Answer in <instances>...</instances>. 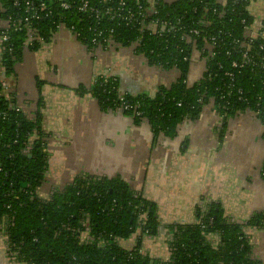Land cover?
<instances>
[{
    "label": "trees",
    "instance_id": "16d2710c",
    "mask_svg": "<svg viewBox=\"0 0 264 264\" xmlns=\"http://www.w3.org/2000/svg\"><path fill=\"white\" fill-rule=\"evenodd\" d=\"M15 1L0 0L1 20L14 22L27 15L23 1L14 6ZM121 1L124 6L118 7ZM148 1L97 3L118 8L114 20L95 19L76 7L62 10L56 1L49 2V16L30 26L41 42L35 40L26 48L25 29L11 27L5 33L8 40L2 43L0 77L12 74L24 49L34 51L49 42L57 25L63 24L74 27L88 51L95 50L93 39L110 37L113 45L132 48L148 66L178 72L171 85L159 86L152 95L123 91L116 76H99L88 89L101 109L120 110L133 124H146L154 140L159 136L174 139L179 126L199 120L207 106H212L223 126L228 119L249 113L264 128V37L262 31L249 35L254 22L248 10L251 0ZM259 1L264 9V0ZM69 2L76 6L78 0ZM149 7L154 15H140ZM129 17L132 23L124 19ZM153 22L157 23L154 28ZM194 59L203 63V70L197 80L189 81ZM16 109L0 82V222L6 226L7 247L16 253V262L261 264L251 258L245 228L264 229V213H255L240 224L227 219L217 204L206 205L204 211L198 207L193 223L166 227L169 258L159 260L142 253L140 242L130 250L119 245L136 232L139 237H153L159 227L155 205L123 180L80 176L43 200L37 191L47 169L45 135L38 116L33 120ZM261 174L264 179V163ZM85 232L87 241L81 238Z\"/></svg>",
    "mask_w": 264,
    "mask_h": 264
},
{
    "label": "crops",
    "instance_id": "0c3cea01",
    "mask_svg": "<svg viewBox=\"0 0 264 264\" xmlns=\"http://www.w3.org/2000/svg\"><path fill=\"white\" fill-rule=\"evenodd\" d=\"M248 10L254 18L251 33H264L262 2L251 0ZM3 25L0 19V31ZM74 42L61 30L38 49H24L12 74L0 77L4 95L27 118L38 116L45 135L47 169L37 191L40 198L48 199L80 176L123 180L155 205L159 227L153 237L136 232L119 245L130 250L140 242L142 253L159 260L169 258L166 227L193 223L199 203L217 204L227 219L240 224L264 213V128L252 114H238L223 126L207 106L199 120L183 122L174 139L154 140L146 124L135 125L129 117L101 109L88 89L99 76H116L123 91L152 95L159 86L171 85L178 72L148 66L132 48L116 46L85 48L103 64L90 60L84 69L63 60L73 57L70 49L82 52ZM202 70L203 63L194 59L189 81L197 80ZM245 233L251 258L264 264V229L245 228ZM81 238L89 240L87 232ZM0 264H23L10 260L2 223Z\"/></svg>",
    "mask_w": 264,
    "mask_h": 264
},
{
    "label": "built area",
    "instance_id": "2783aa9c",
    "mask_svg": "<svg viewBox=\"0 0 264 264\" xmlns=\"http://www.w3.org/2000/svg\"><path fill=\"white\" fill-rule=\"evenodd\" d=\"M24 7H25V13L27 14L25 17H23L22 19H18L14 22H11V20L8 18L7 20H3V27L1 29V34H0V56L2 55V51H3V47H2V43L6 42L8 40V37L6 36V32L13 27V29L15 31H22L23 29H25L28 34H27V40L25 42V46L24 47H31L32 43L35 40L38 41H42L41 39H39L37 36L34 35V32H31L30 26L32 25V21H39L42 20L43 18H46L49 16V11H47V5L49 2L51 1H56L57 3H59V7L62 10H70L76 7L77 11L79 13H84V14H88L90 17H94L95 19H107V20H114L116 19V17L118 16V8L114 9L112 6H106L104 8L99 7L97 5V3L99 2H106V0H78L76 6H74L73 4H71L69 2V0H22ZM166 1H173V0H166ZM149 3H152V0L148 1ZM219 2H221L219 0ZM14 6H19V0H16L14 2ZM124 6V2H119L118 3V7ZM155 14V10L153 9V7H149L146 8L144 10V14L140 13V15H142L143 17H149ZM125 20L128 21V23H132V18H124ZM155 22H153L152 28L156 27ZM129 25V24H127ZM165 26L162 25V29L164 30ZM57 32L61 31V30H65L66 32H68V34L74 38L77 42L79 41V35L77 33H75V29L74 27H70V28H66L64 27L63 24H59L57 25ZM102 35L101 31L97 34L98 38H100ZM250 36H253L252 33L249 34ZM255 36V35H254ZM262 37H264V33H262L261 35ZM105 43V45H102V43ZM93 45H95L96 47L94 49H102V50H108L110 48L115 47L116 45H113V42L111 40L110 37L108 38H104L102 40H97V39H93L92 40ZM118 47V46H116ZM14 109V107H13ZM20 108L17 107L16 111H19ZM117 113H120V110L116 111ZM34 120V119H33ZM202 211H204V205L199 207ZM2 223V229L3 231L5 230V224L3 222ZM5 234V231H4ZM5 238H6V234H5ZM90 239V238H89ZM7 253L8 256L10 258L11 261H16V253L12 252L9 250V248L7 247Z\"/></svg>",
    "mask_w": 264,
    "mask_h": 264
},
{
    "label": "rangeland",
    "instance_id": "374dc122",
    "mask_svg": "<svg viewBox=\"0 0 264 264\" xmlns=\"http://www.w3.org/2000/svg\"><path fill=\"white\" fill-rule=\"evenodd\" d=\"M74 43L81 49L82 52L80 53L79 49H78L79 51L76 49H70V52H71L73 57H70L69 55H65L63 60H65L66 62L72 61L73 63H78L79 67H83L84 69H88V68H85V67H87V62L90 60L96 59V57H90L87 54L85 47L80 42H74ZM82 54H84V56ZM96 60H97V64H103V59L97 58ZM37 79L38 78H36L35 80H37ZM39 79H40V77H39ZM201 205L202 204L199 203V206H201Z\"/></svg>",
    "mask_w": 264,
    "mask_h": 264
}]
</instances>
